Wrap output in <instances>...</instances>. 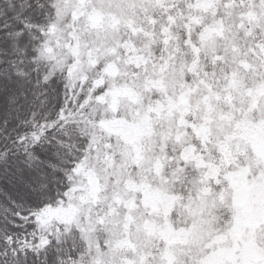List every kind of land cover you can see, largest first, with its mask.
<instances>
[{
  "label": "snow or ice",
  "instance_id": "obj_1",
  "mask_svg": "<svg viewBox=\"0 0 264 264\" xmlns=\"http://www.w3.org/2000/svg\"><path fill=\"white\" fill-rule=\"evenodd\" d=\"M0 264H264V0H0Z\"/></svg>",
  "mask_w": 264,
  "mask_h": 264
}]
</instances>
